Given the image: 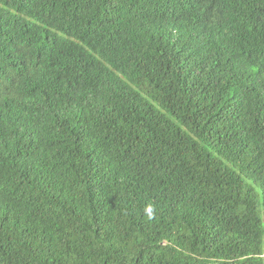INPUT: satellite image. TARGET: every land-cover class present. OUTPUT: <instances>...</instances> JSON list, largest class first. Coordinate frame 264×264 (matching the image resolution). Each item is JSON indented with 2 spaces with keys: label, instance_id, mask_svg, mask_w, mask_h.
<instances>
[{
  "label": "trees",
  "instance_id": "1",
  "mask_svg": "<svg viewBox=\"0 0 264 264\" xmlns=\"http://www.w3.org/2000/svg\"><path fill=\"white\" fill-rule=\"evenodd\" d=\"M0 264H264V0H0Z\"/></svg>",
  "mask_w": 264,
  "mask_h": 264
}]
</instances>
